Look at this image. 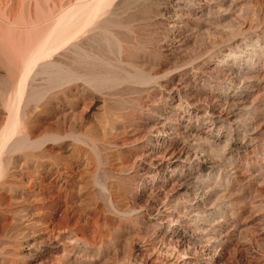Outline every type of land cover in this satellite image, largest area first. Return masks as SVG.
<instances>
[{
	"label": "rangeland",
	"instance_id": "rangeland-1",
	"mask_svg": "<svg viewBox=\"0 0 264 264\" xmlns=\"http://www.w3.org/2000/svg\"><path fill=\"white\" fill-rule=\"evenodd\" d=\"M0 49V264H264V0H0Z\"/></svg>",
	"mask_w": 264,
	"mask_h": 264
},
{
	"label": "bare ground",
	"instance_id": "bare-ground-1",
	"mask_svg": "<svg viewBox=\"0 0 264 264\" xmlns=\"http://www.w3.org/2000/svg\"><path fill=\"white\" fill-rule=\"evenodd\" d=\"M2 44V43H1ZM5 45V43L3 44V46ZM7 45H9V44H7ZM2 47V46H1ZM6 47V49H7V46H5ZM10 47V46H9ZM4 48V47H3ZM5 49V48H4ZM5 49V50H6ZM9 49V48H8ZM1 51L3 50V49H0ZM11 50H12V48H11ZM10 51V50H9ZM4 52H6V51H4ZM2 54V53H1ZM4 54H6V53H4ZM7 55V54H6ZM8 56V55H7ZM11 58V57H10ZM203 252V251H202ZM170 262V261H169Z\"/></svg>",
	"mask_w": 264,
	"mask_h": 264
}]
</instances>
